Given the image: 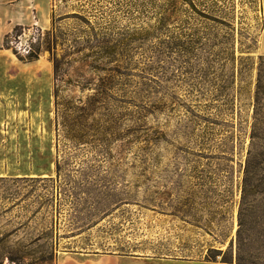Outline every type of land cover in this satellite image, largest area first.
<instances>
[{
    "label": "rangeland",
    "instance_id": "obj_1",
    "mask_svg": "<svg viewBox=\"0 0 264 264\" xmlns=\"http://www.w3.org/2000/svg\"><path fill=\"white\" fill-rule=\"evenodd\" d=\"M51 11L47 30L7 48L19 60L40 49L31 63L52 77L0 112V264H237L241 219L242 256L264 262V0H52ZM55 88L83 143L57 127Z\"/></svg>",
    "mask_w": 264,
    "mask_h": 264
},
{
    "label": "crops",
    "instance_id": "obj_2",
    "mask_svg": "<svg viewBox=\"0 0 264 264\" xmlns=\"http://www.w3.org/2000/svg\"><path fill=\"white\" fill-rule=\"evenodd\" d=\"M52 0H0V112L6 101L24 87L31 94H40L52 77L45 60L31 64L22 63L12 50L5 48V40L17 27H39L47 30L51 25ZM46 81L44 82V80ZM32 91V92H31ZM60 264H220L155 260L136 255H82L75 254Z\"/></svg>",
    "mask_w": 264,
    "mask_h": 264
},
{
    "label": "trees",
    "instance_id": "obj_3",
    "mask_svg": "<svg viewBox=\"0 0 264 264\" xmlns=\"http://www.w3.org/2000/svg\"><path fill=\"white\" fill-rule=\"evenodd\" d=\"M22 31H23V28L17 27L15 29L13 35L7 37V39L5 40L4 46L6 48H10V45H9L10 39L19 37ZM47 50H49V51L52 50L51 46H50V42L48 43ZM40 54H41V50L37 49V50H32V52L26 58H24L22 56H19V58L21 61L31 63V62L37 61L40 57ZM53 62H54V70H55V80H56V84H57L61 80V77L65 74V70L63 68L64 63H63V60L62 61L57 60V58L55 56L53 57ZM261 80L262 79L260 77L259 81H261ZM260 83H259V87H258L259 94L262 91V87H261ZM54 96H55V105H56V114H57V116H56L57 127H59L60 119H63L64 122L62 125H64L65 128L69 129V132L67 134V140L72 141V142H77V143H83L86 140V135L84 134V131L81 130L83 125L81 123L77 124V122H75L77 120L74 121V119H70V118H72L70 116V113H69L70 109L65 107L64 105H61L58 102L59 92H58L57 88H55ZM62 106H64L65 109L61 108ZM60 113H62L63 115H60ZM256 119H258V118H256ZM256 121H258V120H256ZM257 127H258V123H256L254 126L253 134H255ZM255 137H256V135L253 136V142H254ZM254 147H255V144L253 143L252 147H251V151L249 152V157H248L249 161H248L247 172H246L247 175L250 173V171L252 169L251 166H252V160L254 159V157H253ZM58 171H60L59 165H58ZM50 180H53V179H50ZM39 181H42V180L39 179ZM240 226H241V229L239 231V238H238L237 264H264V262H258V261H255L253 259H247L244 256H242V253L244 252V249H245L244 240L242 238V231H241L242 228H244V222L242 221V219L240 222ZM220 254H221V252L218 253V255H220ZM207 261L208 262H217V258L209 256ZM222 263L233 264V262H231V260H228L225 257L223 258Z\"/></svg>",
    "mask_w": 264,
    "mask_h": 264
}]
</instances>
